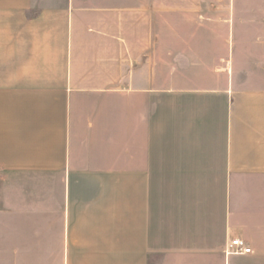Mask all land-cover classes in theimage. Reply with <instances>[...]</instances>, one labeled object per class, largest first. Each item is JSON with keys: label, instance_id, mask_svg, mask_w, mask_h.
<instances>
[{"label": "crops", "instance_id": "crops-1", "mask_svg": "<svg viewBox=\"0 0 264 264\" xmlns=\"http://www.w3.org/2000/svg\"><path fill=\"white\" fill-rule=\"evenodd\" d=\"M0 264H264V0H0Z\"/></svg>", "mask_w": 264, "mask_h": 264}, {"label": "built area", "instance_id": "built-area-1", "mask_svg": "<svg viewBox=\"0 0 264 264\" xmlns=\"http://www.w3.org/2000/svg\"><path fill=\"white\" fill-rule=\"evenodd\" d=\"M252 252L251 247L243 239H233L228 242L225 253L226 255H247Z\"/></svg>", "mask_w": 264, "mask_h": 264}]
</instances>
